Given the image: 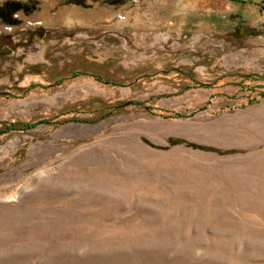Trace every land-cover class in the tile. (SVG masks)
Listing matches in <instances>:
<instances>
[{
    "label": "rangeland",
    "instance_id": "rangeland-1",
    "mask_svg": "<svg viewBox=\"0 0 264 264\" xmlns=\"http://www.w3.org/2000/svg\"><path fill=\"white\" fill-rule=\"evenodd\" d=\"M9 1L0 264H264V0Z\"/></svg>",
    "mask_w": 264,
    "mask_h": 264
},
{
    "label": "flooded vegetation",
    "instance_id": "flooded-vegetation-1",
    "mask_svg": "<svg viewBox=\"0 0 264 264\" xmlns=\"http://www.w3.org/2000/svg\"><path fill=\"white\" fill-rule=\"evenodd\" d=\"M76 1L79 0H66L65 4L67 5H77L75 4ZM109 2L112 5L119 6V5H125L126 0H109ZM86 5L82 6L83 8H90L91 5L87 4V1L85 2ZM20 8V9H17ZM40 6L38 2H15V1H9L5 2L4 4L0 5V26L4 25H15L20 23L21 21L18 18L17 13L18 12H24L26 15H29L31 12L39 11ZM97 81L101 82L100 76H95Z\"/></svg>",
    "mask_w": 264,
    "mask_h": 264
},
{
    "label": "trees",
    "instance_id": "trees-1",
    "mask_svg": "<svg viewBox=\"0 0 264 264\" xmlns=\"http://www.w3.org/2000/svg\"><path fill=\"white\" fill-rule=\"evenodd\" d=\"M129 103H130L131 105H142V103H140V102H139V103H138V102H129ZM126 105H128V104H126ZM126 105H125V104H124V105H118V107H113V109L116 110V111H119L123 106H126ZM107 110H108V109H107ZM114 110H111V108H110V111H109V112H106L105 114L102 115V119H104L105 117H107V116H109V115H113V113H114L113 111H114ZM102 112H104V110H102ZM102 112H101V113H102ZM74 121L80 122V120H78V119H76V120H74ZM31 127H32V126H30V125H25V128H26V129H29V128H31ZM9 129H14V128H13V126H12V127H7V128H6V131L9 130ZM6 131H5V130H0V135L6 133Z\"/></svg>",
    "mask_w": 264,
    "mask_h": 264
},
{
    "label": "water",
    "instance_id": "water-1",
    "mask_svg": "<svg viewBox=\"0 0 264 264\" xmlns=\"http://www.w3.org/2000/svg\"><path fill=\"white\" fill-rule=\"evenodd\" d=\"M85 2L86 0H79V1H76L75 4L85 6L86 5ZM17 9H20V8H17Z\"/></svg>",
    "mask_w": 264,
    "mask_h": 264
}]
</instances>
